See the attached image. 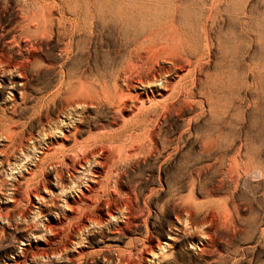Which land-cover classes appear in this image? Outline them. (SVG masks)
Wrapping results in <instances>:
<instances>
[{"label":"rangeland","instance_id":"rangeland-1","mask_svg":"<svg viewBox=\"0 0 264 264\" xmlns=\"http://www.w3.org/2000/svg\"><path fill=\"white\" fill-rule=\"evenodd\" d=\"M0 47V264H264V0H0ZM31 49L24 88L5 61L23 62ZM146 54L140 88L160 93L166 80L174 96L146 105L151 123H125L143 150L127 152L131 138L111 147L123 150L107 162L99 199L114 191L121 212L74 231L80 219L69 205L96 166L89 158L87 171L62 167L92 147L117 105L63 107L54 98L60 73L84 79L94 96L113 94L116 72ZM183 61L190 68L178 79ZM177 97L183 110L168 115ZM73 124L77 135L68 134ZM130 204L138 226L125 224Z\"/></svg>","mask_w":264,"mask_h":264},{"label":"bare ground","instance_id":"bare-ground-1","mask_svg":"<svg viewBox=\"0 0 264 264\" xmlns=\"http://www.w3.org/2000/svg\"><path fill=\"white\" fill-rule=\"evenodd\" d=\"M68 1V0H67ZM52 2V1H51ZM78 2V1H77ZM124 2V1H123ZM119 3V2H118ZM121 3V2H120ZM45 5V4H44ZM40 6V5H39ZM72 7V6H71ZM68 10V9H67ZM76 11V10H75ZM61 12V11H60ZM71 12V11H70ZM69 12V13H70ZM68 13V12H67ZM68 13V14H69ZM78 13V12H77ZM76 13V14H77ZM35 14V13H34ZM65 14V13H64ZM72 14V13H71ZM73 14H75L73 12ZM94 14V13H93ZM32 16V15H31ZM46 16V15H45ZM53 16V15H52ZM88 16V15H87ZM55 17V16H54ZM76 17V16H74ZM80 17V16H79ZM86 17V16H85ZM45 19V18H44ZM54 19V18H53ZM61 19V18H59ZM77 19V18H74ZM66 20V19H65ZM64 20V21H65ZM49 21V20H48ZM69 21V20H68ZM63 22V21H62ZM66 22V21H65ZM72 22H76V21H72ZM81 20L78 22L80 23ZM94 22V21H93ZM113 22V21H112ZM29 23V22H28ZM51 23V22H50ZM71 23V22H70ZM69 23V24H70ZM77 22L75 24H78ZM62 24V23H61ZM63 24L65 25V23L63 22ZM74 24V25H75ZM82 24V23H81ZM80 24V25H81ZM25 25V24H24ZM78 25V26H80ZM83 25V24H82ZM93 25V24H92ZM132 25V24H131ZM171 25V24H170ZM40 26V25H39ZM46 26V25H45ZM44 26V28H45ZM61 26V25H60ZM84 26V25H83ZM82 26V27H83ZM174 26V25H173ZM31 27V26H30ZM38 27V25H37ZM43 27V26H42ZM73 27V26H72ZM41 30V27H39ZM39 28H37L39 30ZM60 28V27H59ZM62 28V27H61ZM85 29V27H83ZM82 28V30H84ZM36 29V28H35ZM43 29V28H42ZM64 29V28H63ZM67 29V27H66ZM78 29V27L76 28V30ZM160 29V28H159ZM47 30V28H46ZM49 30V29H48ZM65 30V29H64ZM63 30V31H64ZM80 30V31H82ZM62 31V32H63ZM66 31V30H65ZM68 31V30H67ZM70 31V29H69ZM68 31V32H69ZM117 31V30H116ZM157 31V30H156ZM23 32V31H22ZM38 32V31H37ZM42 32V30H41ZM41 32L37 35H39V39H38V45H40V43L42 42V37H44L46 34H44V30H43V34H41ZM47 32V31H46ZM49 32V31H48ZM55 33V32H54ZM70 33V32H69ZM94 33V32H93ZM16 34V33H15ZM50 34V33H49ZM48 34V35H49ZM67 34V33H66ZM78 34V33H77ZM80 34V33H79ZM78 34V35H79ZM32 35V34H31ZM48 35H46L48 37ZM72 35V33H71ZM22 36V35H21ZM28 36V35H27ZM45 36V38L47 39V37ZM64 36V35H63ZM142 36V35H141ZM153 36V35H152ZM15 37V36H14ZM140 37V36H139ZM170 37V36H169ZM38 38V37H37ZM68 38V37H67ZM134 38V36H133ZM154 38V37H153ZM163 38V37H162ZM31 39V38H30ZM160 39V38H159ZM165 39V38H164ZM177 39V38H176ZM50 40V37H49ZM30 41V40H29ZM127 41V40H126ZM154 41V40H153ZM145 42V41H144ZM152 42V41H151ZM26 43V42H25ZM33 43V42H32ZM43 43V42H42ZM41 43V45H42ZM180 43V42H179ZM37 44V43H36ZM141 45V44H140ZM178 45V44H177ZM126 46V45H125ZM175 46V45H174ZM145 48V47H144ZM74 49V48H73ZM134 49V48H133ZM29 50V49H28ZM37 50V49H36ZM183 50V49H182ZM129 51V50H128ZM133 51V50H132ZM184 51V50H183ZM6 51L4 50L3 47H0V53H5ZM175 52V51H174ZM185 52V51H184ZM188 52V51H187ZM71 53V52H70ZM4 55V54H3ZM20 55V54H19ZM150 55V54H148ZM146 54V57L140 58L139 60H137V62L135 64H128L124 67H121V69L119 71L116 72L115 77H114V83H113V91L114 93H105L104 89H101V92L98 91H94V95L93 92L92 94H90V89L89 87L85 86L82 84V82H76L75 80L72 81V74H68L67 71H62L61 77L62 80L60 82V87L58 88V91L55 92L54 98L56 100H58L61 105L63 107L65 106H77V104H81L84 103L85 101L89 100V101H95V103L100 102L101 103H107L111 106L114 107L117 105L116 109L112 110V114H111V118L106 122V126H102L99 125V127L96 128L97 132L94 136H92L91 138H89L90 141H92L93 145L90 148L86 146V143H88V141L81 145L79 150L77 151V153L75 155H71L66 157V162L63 165V169L62 172L64 173L65 171L68 173H78V171L80 172V170H84L87 171V165L89 164V158H92L94 164H95V169L93 174V178L89 181V183L87 184V182H84V185H86V187L84 189H80L79 191V196L77 197V199H74L73 202H71V204L69 205V210L71 212V215L76 218L77 220L80 219V223L77 226H74V231H78V230H82V228L86 227V224L88 223H94V224H98V225H103L104 223H108L110 222V220L114 219V214H116V212L118 213L119 210H121L119 208V202H117L116 200V194L114 191L110 190V200H102L99 199V197L102 195L104 189L106 188V185H104V178L107 176L108 173V160L112 159V158H116L119 157V153L121 150H123L122 146H116L118 148L117 152L115 155H112V151H111V147L112 145H114L113 143H120V145H124L123 143L125 142V140H127L128 138H131L135 143L130 147V149H128L127 152H130L132 154L134 153H139V151L142 149V145L140 144V142H136L137 141V134L136 137H132L129 133H128V128L127 130L124 129V127H126L125 123L128 122V125H130L129 123L132 124H136L139 125L141 124V122H145V123H149L151 120L152 115L149 114V110L148 107L146 105H148L150 103L151 100L159 98L160 101L161 99L163 101H168L171 97L174 96V86H171L168 82L166 83L163 82L161 79H158V82H156L155 79V71L150 72V78L153 79V82L155 81L156 83H161L163 82V86H161V90L160 93L156 92V90H150L148 89V87H145V89H141L140 87L144 88V79L141 78L139 71L141 72V70L146 66L144 60H147L149 58ZM154 55V53L152 54ZM173 55V54H172ZM2 56V55H1ZM148 56V58H147ZM183 56V55H182ZM1 59V57H0ZM25 61L20 62L18 61L16 58L12 57L9 58V60L5 61V68L6 70H10L12 71H16L18 73L19 76L18 80L20 82V85L23 86L25 88V86L29 83L30 79H32L31 77L33 76V71L31 69V63L34 62V60L36 59V52L29 51L27 54V57L25 58ZM40 59V58H39ZM127 59V58H126ZM132 59V58H131ZM4 60V59H3ZM1 61V60H0ZM22 61V60H21ZM36 61V60H35ZM157 63V62H156ZM174 63V62H173ZM4 64V63H3ZM1 65V64H0ZM189 65L190 62L188 61H183L182 63H180L179 65H177V75L176 78L179 79V77L181 76V74L186 73L189 70ZM175 66V65H174ZM3 68V67H1ZM154 68V67H153ZM4 69V68H3ZM157 70V68H155ZM164 69V68H163ZM152 70V68L150 69V71ZM153 71V70H152ZM167 71V70H166ZM149 72V71H148ZM160 72V71H159ZM164 72V70H163ZM190 72V71H189ZM3 73V72H2ZM15 73V74H17ZM36 73V72H35ZM7 74V73H6ZM9 74V71H8ZM13 74V73H11ZM80 74V73H79ZM78 74V75H79ZM83 74V73H82ZM81 74V75H82ZM85 74V73H84ZM142 74V73H141ZM168 74V73H167ZM14 75V74H13ZM148 75V74H147ZM161 75V74H160ZM159 75V76H160ZM163 75V74H162ZM161 75V76H162ZM170 75V74H169ZM86 76V75H85ZM143 76V75H142ZM166 76V75H165ZM16 77V76H15ZM75 77V76H74ZM83 76H80V79ZM87 77V76H86ZM96 78V77H95ZM161 78V77H160ZM166 78V77H165ZM184 77H182L181 79H183ZM78 79V77H77ZM79 79V80H80ZM87 79V78H86ZM148 79V78H147ZM118 80H121L123 83V85H118L117 82ZM157 80V79H156ZM87 81V80H86ZM146 81V80H145ZM162 81V82H160ZM170 81V80H169ZM16 82V81H15ZM14 82V83H15ZM150 82V81H148ZM154 82V83H155ZM177 82V81H176ZM85 83V82H83ZM94 83V82H93ZM155 83V84H156ZM183 83V82H182ZM89 84V83H88ZM95 84V83H94ZM147 84V83H146ZM151 84V83H150ZM153 85V83L151 84ZM123 86V87H122ZM148 86V85H147ZM150 86V85H149ZM160 86V85H159ZM176 86H180L176 83ZM107 87V85H106ZM108 88V87H107ZM106 88V89H107ZM151 88V87H150ZM177 88V87H176ZM96 90V88H94ZM140 90V91H139ZM179 91V89H176ZM186 92V90H185ZM184 93V92H183ZM24 94V92H23ZM101 95L102 98H100L98 95ZM185 94V93H184ZM26 95V94H24ZM92 95V96H90ZM180 95V94H179ZM99 97V98H98ZM179 98V99H177ZM175 102H171L169 104L166 105V112L168 115H171L172 113H177L182 111V102H183V98L181 97H177ZM187 98V97H186ZM54 99V100H55ZM174 99V98H173ZM53 100V101H54ZM158 100V99H156ZM187 100V99H186ZM159 104L162 103V101ZM88 102V101H87ZM85 102V103H87ZM91 102V103H92ZM186 102V101H185ZM84 103V104H85ZM90 103V104H91ZM88 104V103H87ZM187 104V103H186ZM93 105V103H92ZM104 105V104H102ZM157 104H155L156 106ZM162 105V104H161ZM153 106V105H152ZM164 106V105H163ZM184 106V105H183ZM186 106V105H185ZM188 106V105H187ZM96 107V106H95ZM112 107V108H114ZM162 107V106H160ZM76 108V107H75ZM79 108V106H78ZM81 108V107H80ZM164 108V107H163ZM186 109V108H184ZM154 110L152 112H155V109H151ZM158 110V109H157ZM151 112V111H150ZM165 113V112H164ZM181 113V112H180ZM179 114V113H178ZM166 115V114H165ZM71 116V114H70ZM155 116V115H153ZM166 117V116H165ZM68 118V117H67ZM81 120V119H80ZM83 120V119H82ZM81 120V121H82ZM71 121V119H70ZM79 121V122H81ZM84 122V121H82ZM75 123V122H73ZM151 123V122H150ZM72 124V123H71ZM80 124V123H79ZM148 125V124H147ZM130 127V126H128ZM135 127V126H134ZM71 128V129H70ZM120 128V130H118ZM146 128V127H145ZM135 129V128H134ZM137 129V127H136ZM135 129V130H136ZM79 132V127L76 125H72L69 127L68 130V134H73V135H77V133ZM139 133V132H138ZM145 133V131H144ZM68 136V135H66ZM70 136V135H69ZM146 137V136H145ZM149 137L150 140L153 144V146L157 149L158 147V142L156 140V136L154 132L149 133ZM68 137H64V140L62 141V143L66 142V140ZM75 138V136H74ZM127 138V139H126ZM143 138V137H142ZM71 139V136H70ZM143 140V139H142ZM148 140V139H147ZM130 141V140H129ZM83 142V141H82ZM61 143V145H62ZM55 145H57L58 143H54ZM67 144V143H66ZM80 144V143H79ZM65 144L62 145V147H64ZM79 146V145H78ZM149 146V145H148ZM54 147V146H53ZM77 147V146H76ZM115 147V145H114ZM52 148V147H51ZM55 148V147H54ZM57 148V147H56ZM87 148V149H86ZM113 149V148H112ZM57 150V149H56ZM63 150V149H62ZM85 150V152H84ZM125 150V149H124ZM143 150V149H142ZM52 151V149H47V152ZM46 152V153H47ZM57 152V151H56ZM84 152V153H83ZM75 153V152H73ZM44 154V153H43ZM121 154V153H120ZM131 155V154H130ZM46 157V156H45ZM113 161V159H112ZM115 161V159H114ZM43 162V161H42ZM110 162V161H109ZM113 163V162H112ZM89 168V166H88ZM90 171V170H89ZM90 173H92L90 171ZM111 173V172H110ZM33 174V173H32ZM109 174V173H108ZM33 176V175H32ZM108 177V176H107ZM110 178V177H109ZM61 179V176H59V180ZM106 179V178H105ZM104 181V182H103ZM43 183V182H42ZM108 183V182H107ZM106 184V183H105ZM106 190V189H105ZM109 191V190H108ZM105 192V191H104ZM128 192V191H127ZM126 193V192H125ZM118 194V193H117ZM120 194V193H119ZM129 194V192H128ZM131 195V194H130ZM134 195V194H133ZM20 196H24V195H20ZM122 196V195H121ZM103 197V195H102ZM129 197V195H128ZM133 197H131L132 199ZM119 199V198H118ZM129 198L127 199L128 202ZM122 201V200H121ZM130 201V200H129ZM133 201V200H132ZM137 203V202H136ZM127 204V203H126ZM132 204V203H131ZM129 205L127 210L128 213L126 214L125 217V224H127L128 226H138L140 225L141 221L139 219V215H133L132 211L135 209H133L132 205ZM134 205V203H133ZM136 205V204H135ZM139 207V205H137ZM123 207V206H122ZM126 208V206L124 207V209ZM123 209V210H124ZM141 210V209H140ZM93 211V212H92ZM121 212V211H119ZM136 214V213H135ZM140 214V213H139ZM119 215V214H117ZM116 215V216H117ZM117 219V218H116ZM211 220H214V217L211 216L210 217ZM216 219V218H215ZM59 223V222H58ZM54 226V227H53ZM50 226L52 228V230H54L55 232V236L58 237V235L60 236V231L54 228H57V225H53ZM61 226V225H60ZM59 228V227H58ZM62 229H64L62 227ZM88 229V228H86ZM85 230V229H84ZM63 234V233H62ZM61 237V236H60ZM151 239V238H150ZM154 241V240H153ZM152 240L148 241V244H153ZM146 248V247H145ZM143 249V248H142ZM149 249V247H148ZM46 250V249H45ZM133 250V249H132ZM147 250V249H146ZM147 252V251H146ZM139 253V252H138ZM143 253V252H142ZM146 254V253H145ZM151 254V253H150ZM152 256H154L153 254H151ZM122 256V255H121ZM156 256V255H155ZM123 257V256H122ZM126 257V256H125ZM140 257V256H139ZM121 258V257H120ZM144 258V257H143ZM142 258V259H143ZM156 258V257H155ZM124 259V258H123ZM122 259V260H123ZM138 259V258H137ZM147 259V258H146ZM145 259V261H146ZM130 260V259H129ZM141 260V259H140ZM143 261V260H142ZM148 261V259H147ZM127 263V262H125ZM135 264V263H134Z\"/></svg>","mask_w":264,"mask_h":264}]
</instances>
